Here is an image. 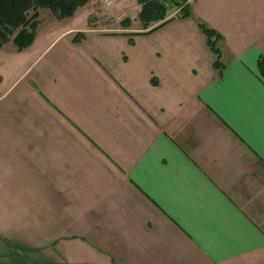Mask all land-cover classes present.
Wrapping results in <instances>:
<instances>
[{
	"label": "crops",
	"instance_id": "1",
	"mask_svg": "<svg viewBox=\"0 0 264 264\" xmlns=\"http://www.w3.org/2000/svg\"><path fill=\"white\" fill-rule=\"evenodd\" d=\"M181 1L149 33L50 15L0 82V264H264V0Z\"/></svg>",
	"mask_w": 264,
	"mask_h": 264
},
{
	"label": "trees",
	"instance_id": "2",
	"mask_svg": "<svg viewBox=\"0 0 264 264\" xmlns=\"http://www.w3.org/2000/svg\"><path fill=\"white\" fill-rule=\"evenodd\" d=\"M96 0H0V48L9 42H13L17 51L22 52L30 48L36 36L39 25V10L46 9L60 21L71 19L76 12L89 3ZM141 5L140 18L143 22V30L154 32L166 25L168 9L164 5L138 0ZM181 18L190 17V13L181 9ZM199 30L205 35L211 51L216 55V69L223 73L224 66L220 61L219 43L223 37L204 21L197 19ZM86 39L85 34H78L74 41L81 43ZM259 68L264 73V61L260 60Z\"/></svg>",
	"mask_w": 264,
	"mask_h": 264
},
{
	"label": "rangeland",
	"instance_id": "3",
	"mask_svg": "<svg viewBox=\"0 0 264 264\" xmlns=\"http://www.w3.org/2000/svg\"><path fill=\"white\" fill-rule=\"evenodd\" d=\"M102 1L104 5H107V3L104 2L105 0H102ZM108 1H110L111 3L109 8L106 6L107 8H103V9H102L103 6L100 5L101 2H95L96 4H94V6L96 7V9L93 11L94 12L93 17L89 21L90 26H94L96 24L98 27H101V26H104L107 22H109V24L111 23L114 24L113 26L115 27L114 30H119V28H128L129 27V25H127L128 23H130V28L132 29L143 28V22L140 18L141 8L139 7L138 0H108ZM184 2L185 0L181 1V4L176 5V6L179 7ZM39 12H40L39 21L41 22L42 26H40L37 29L38 33L36 30L35 37L36 38L38 37V39L41 35H44L46 30L48 29L46 27H48V23L51 17L50 15H52L51 12L46 9H41L39 10ZM120 15H122V17ZM83 16L84 15H82V17ZM121 20L123 21L121 22ZM42 37L44 36H41L40 39ZM36 38H35V41H36ZM35 41L33 44H35ZM12 43L13 42H10L7 45H5L2 49H0V82L7 81L9 83V86H10V82L14 80L15 75L23 74L25 70H29V68L31 67V63H30L31 60L34 61V57H36V55L38 54V52L35 51V52H32L30 56H26L27 53H23V51L17 52V49H15L13 46L14 43L13 44ZM11 70H14L13 75H11V72H10ZM8 75H11V76H8ZM0 91H1V87H0ZM3 236L5 238L7 237L5 233L1 232L0 233V251L3 249L4 246L6 247V250L11 248V245H9L10 243L6 239H3L2 238ZM24 250L25 249H20V250L14 249L13 253L16 251L15 252L16 254L15 256H13L12 259L18 262V264H32L29 262L30 257H32V261H34L35 259H37V256L34 254L31 255L30 253L29 255L28 252ZM48 252L53 253L54 251H50V249H48Z\"/></svg>",
	"mask_w": 264,
	"mask_h": 264
},
{
	"label": "built area",
	"instance_id": "4",
	"mask_svg": "<svg viewBox=\"0 0 264 264\" xmlns=\"http://www.w3.org/2000/svg\"><path fill=\"white\" fill-rule=\"evenodd\" d=\"M149 2L156 3V4H164L167 0H148ZM107 4L110 5V1H107Z\"/></svg>",
	"mask_w": 264,
	"mask_h": 264
}]
</instances>
